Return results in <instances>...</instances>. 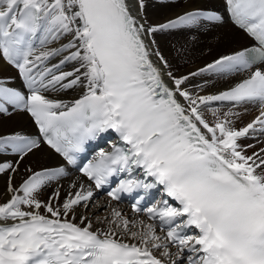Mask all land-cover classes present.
Instances as JSON below:
<instances>
[{"label": "snow or ice", "instance_id": "obj_1", "mask_svg": "<svg viewBox=\"0 0 264 264\" xmlns=\"http://www.w3.org/2000/svg\"><path fill=\"white\" fill-rule=\"evenodd\" d=\"M222 4L0 0V264H264V0ZM203 24L250 45L175 74L153 37Z\"/></svg>", "mask_w": 264, "mask_h": 264}, {"label": "bare ground", "instance_id": "obj_2", "mask_svg": "<svg viewBox=\"0 0 264 264\" xmlns=\"http://www.w3.org/2000/svg\"><path fill=\"white\" fill-rule=\"evenodd\" d=\"M195 2H199V0H195ZM207 3L214 8H219V5H223L222 0H207ZM192 4L193 0H146L144 15L148 23L155 24L181 14L186 8L192 7ZM153 39L155 40L154 47L158 48L168 59L171 69L177 75L194 71L199 66H203L206 61H210L214 56L232 50H239L250 43L243 33L238 32L231 24L217 27L203 24L193 29H176L157 33ZM198 82H200L199 78L194 81V83ZM227 84V80H216V88L212 90L225 88ZM61 95L65 99L71 98L70 94ZM255 114V111L252 110L250 115L244 117L245 122L250 120ZM5 123L8 129H23V131L27 132L31 131L32 128V124L27 117L13 116L11 119L5 118ZM247 142L256 143L255 140ZM40 159L41 163L48 162L46 155L41 156ZM51 162L55 163L54 160ZM77 174L73 173V176ZM116 206L131 214L124 203Z\"/></svg>", "mask_w": 264, "mask_h": 264}]
</instances>
